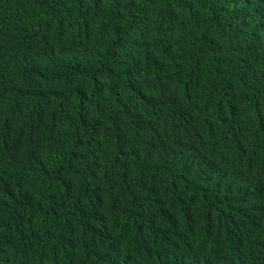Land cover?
<instances>
[{
	"label": "trees",
	"instance_id": "1",
	"mask_svg": "<svg viewBox=\"0 0 264 264\" xmlns=\"http://www.w3.org/2000/svg\"><path fill=\"white\" fill-rule=\"evenodd\" d=\"M0 264H264V0H0Z\"/></svg>",
	"mask_w": 264,
	"mask_h": 264
}]
</instances>
